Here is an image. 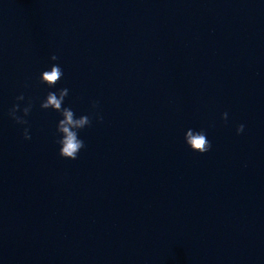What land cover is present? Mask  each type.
<instances>
[{
  "label": "clouds",
  "instance_id": "clouds-1",
  "mask_svg": "<svg viewBox=\"0 0 264 264\" xmlns=\"http://www.w3.org/2000/svg\"><path fill=\"white\" fill-rule=\"evenodd\" d=\"M59 57L56 54L50 56L51 61H57ZM64 73L59 64H52L50 70H45L41 73L39 81L42 84L47 85L49 88H54ZM69 95L68 88H61L58 92L49 91L46 98L40 103V108L43 110L52 109L60 114L61 119H59L56 125V133L58 139L56 143L59 147V155L64 159L76 160L80 151L85 148L84 141L79 137V132L86 127L92 125L93 118L97 122H103V116L98 112L94 111L92 115H80L76 116L75 112L70 107L64 106L65 98ZM25 101V96L23 93L16 97V103L8 110V116L18 125H28V117L31 113L33 104L31 100H28L26 106L21 108V102ZM92 109L99 108V101H92ZM22 113V115H18ZM221 119L227 122L228 113L224 112L221 114ZM245 126L240 124L236 127L237 135L244 132ZM23 138L25 140H30L31 135L28 127L23 130ZM184 141L186 145L196 153L204 154L210 151L212 145L207 138L206 131L204 129L195 130L189 128L184 134Z\"/></svg>",
  "mask_w": 264,
  "mask_h": 264
}]
</instances>
